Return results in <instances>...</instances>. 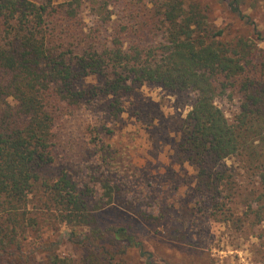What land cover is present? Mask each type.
<instances>
[{
  "label": "trees",
  "instance_id": "obj_1",
  "mask_svg": "<svg viewBox=\"0 0 264 264\" xmlns=\"http://www.w3.org/2000/svg\"><path fill=\"white\" fill-rule=\"evenodd\" d=\"M217 3L231 21L218 25L199 0H0V264H130L128 250L141 244L124 227L102 229L98 213L117 204L152 217L113 179H99L105 201H94L70 169L47 170L65 117L108 97L117 116L121 97L145 85L195 92L177 149L196 172L197 190L222 212L244 170L263 191L256 200L263 206L251 211L264 225V33L243 11L247 0ZM121 6L113 20L110 7ZM234 23L254 27L246 34ZM222 98L238 104L232 122ZM51 225L69 229L78 257L44 236Z\"/></svg>",
  "mask_w": 264,
  "mask_h": 264
},
{
  "label": "rangeland",
  "instance_id": "obj_2",
  "mask_svg": "<svg viewBox=\"0 0 264 264\" xmlns=\"http://www.w3.org/2000/svg\"><path fill=\"white\" fill-rule=\"evenodd\" d=\"M199 1L218 25L232 20L217 0ZM247 1L243 11L264 33V0ZM110 9L113 20L124 14L122 6ZM84 15L88 29L94 18L89 10ZM253 25L234 23L233 29L248 34ZM259 46L264 50V42ZM195 98L194 91L145 85L121 97L117 116L109 108L111 97L85 104L64 118L55 140L56 160L47 171L56 175L70 169L81 187L93 191L94 201H105L99 179H113L126 199L152 217L144 221L117 204L98 213L102 229L124 227L141 244L128 250L130 264H263L264 225L251 211L263 206L256 202L263 193L256 180L240 169V191L232 200L225 197L221 212L210 193L197 190L196 172L177 149L178 133ZM217 103L232 122L239 113L237 102L222 98ZM226 164L238 168L236 160ZM39 214L42 225H48L51 218ZM44 227L45 237L62 241L63 255L79 256V249L68 243L67 227Z\"/></svg>",
  "mask_w": 264,
  "mask_h": 264
}]
</instances>
